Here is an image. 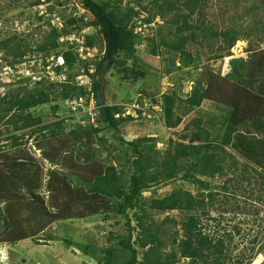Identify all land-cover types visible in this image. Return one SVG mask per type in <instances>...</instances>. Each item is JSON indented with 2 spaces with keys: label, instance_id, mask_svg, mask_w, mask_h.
Instances as JSON below:
<instances>
[{
  "label": "rangeland",
  "instance_id": "rangeland-1",
  "mask_svg": "<svg viewBox=\"0 0 264 264\" xmlns=\"http://www.w3.org/2000/svg\"><path fill=\"white\" fill-rule=\"evenodd\" d=\"M92 1L100 5L113 0ZM114 1L118 3L121 13L130 8L135 9L137 14L131 29L138 38L133 58L128 59L124 65L114 67L99 81L97 98L106 105L122 107L123 117L129 115L132 119L119 126L118 134L106 130L100 133L105 144L96 149L98 157L103 161L102 167L112 165L120 172L126 157L131 156V152L119 138L126 142L151 139L153 142L149 143L155 146L158 163L166 155L173 154L181 136L190 138L198 133L201 141L194 144L196 147L205 144L203 139H207L212 147L220 144L226 131L225 120L231 109L210 101H204L198 108H189L182 100L187 98L197 82L205 87L209 75L222 76L221 67L225 58L233 56L248 60L251 52L264 49V0H207L200 12L188 21L192 26L202 23L198 30L193 31L195 36L190 39L191 31L183 33L188 37L182 48L186 56L160 44L162 40L167 44L176 43L175 37L168 35L169 31H175L171 25L173 14L159 17L152 0H140L141 7L137 5L139 0ZM70 18L77 21L82 18L80 30L73 31L74 26L66 24ZM146 20H150V23L146 24ZM87 21L88 15L81 8L79 0H0V42L13 39L17 46L28 48L23 62L15 67H9L8 63L13 59L0 52V97L13 95L21 88H38L35 83L40 78L56 82L64 81L72 74L76 75L75 84L89 91L91 81L82 72L84 64L77 63L71 71L64 68L65 74L56 76L53 69L60 65L58 60L52 62L51 55L45 67L42 55L32 53V49L43 41L52 27L60 30L63 27L62 32L66 33V37L61 40L63 43L68 40L84 45L86 38L92 40V48L81 46L77 52L82 50L80 56L85 55L89 62L94 63L103 53L104 42L97 29L87 26ZM223 31L240 34L239 41L228 52L223 39L218 35L216 37V33ZM164 96L172 97V122L180 120L177 128L169 129L165 126L162 108ZM91 97L93 98L92 95L90 99ZM84 101L85 98L73 97L71 101L34 108L30 114L33 118L41 117L45 124L63 122L66 132L74 130L78 124L103 128L102 124L96 122L99 115L94 119L90 115L98 113L99 108L95 105L92 108L90 103L86 107ZM94 101L96 102L95 99ZM55 106L58 109L54 113ZM250 135L243 131L232 135L231 145L222 148V151L214 148L202 150L223 159V175L213 178L193 175L195 179L209 183L217 193L213 209L210 210V216L216 222L206 219L202 221L203 225H207L208 232L217 236L230 233L231 258L253 257L249 260L250 264H261L264 260V139L258 141ZM12 137L20 140V148L12 147ZM50 142L40 133L30 136L29 130L0 136V190L7 189V192H12L13 197L31 200L29 188H35L32 192L36 195L34 206H41L42 203L47 206L50 196L49 174L67 173L64 166H51L42 158L40 149L54 144V140ZM184 144L188 145V142ZM191 160L188 158L178 163L182 172L172 180L144 190L141 202L149 203L152 199L167 197L177 191L189 192L195 198L196 193L201 192L197 188L199 185L185 179L187 171L183 169V165H189ZM244 165L249 166L246 167L250 170H256V173L247 170ZM156 170L154 166L151 169L153 172ZM123 172V177L127 178L130 174L129 166ZM83 173L90 174V170H84ZM14 175H19L26 182L18 184L13 179ZM57 185L55 183V187ZM4 192L6 191H0V197ZM80 204L85 205L86 202L81 201ZM6 205L7 201L0 199V208ZM80 210V205L73 207L68 212H74L73 217L47 226L43 233L35 234L33 240L19 241L14 245L0 242V264H101L108 256V249L115 251L113 255L116 264L126 262L129 253L118 245V241L127 237L124 218L113 215L110 205L104 206L102 213L85 219L76 217ZM134 213L150 214V220L161 224L160 230L169 238L180 231L179 224L185 217L179 211L149 212L141 206L136 211L127 212L130 218ZM166 218L173 220L176 226L164 224ZM131 225L133 227L136 223L132 222ZM234 227L239 230L238 234ZM180 235L181 232L178 236ZM135 237L136 232L133 233V240ZM165 251H169V246ZM142 253L138 249V261L142 260ZM258 253H262L260 259L256 258ZM178 264H187V261L180 259Z\"/></svg>",
  "mask_w": 264,
  "mask_h": 264
},
{
  "label": "trees",
  "instance_id": "trees-1",
  "mask_svg": "<svg viewBox=\"0 0 264 264\" xmlns=\"http://www.w3.org/2000/svg\"><path fill=\"white\" fill-rule=\"evenodd\" d=\"M206 1L152 0L159 17L162 18L164 14H173L174 17L171 25L175 31H169L168 35L174 36L176 43L167 44L162 40L160 44L186 56L182 48L188 37L183 33L191 31L190 39L195 36L193 31L198 30L202 23L192 26L188 21L200 12ZM79 4L88 15L87 26L97 29L104 42L103 53L98 60L91 63L92 61L81 60L79 57L78 47L92 48L93 43L89 38L85 39L84 45H80L79 42L71 43L68 40L65 43L61 42L64 36L66 37V33L62 32L63 27H60L61 30L52 27L43 37V41L32 49V53L42 55L45 67L51 55L52 62L62 58L63 65H56L53 69L56 76L65 74L64 68L66 71H71L77 63L84 64L82 72L91 81L90 90L78 87L74 82L76 75L72 74L64 81L50 82L40 78L35 83L38 88L24 90L21 88L13 95L0 97V136L21 130H29L30 136L43 134L49 142L54 140V144L47 145L46 149L44 147L40 149L42 158L51 166H64V170L67 171L66 174L61 172L49 174L50 196L47 206L43 203L41 206H34L33 200L36 199V195L32 192L35 188H29L31 200H24L25 197H13L12 192H7V189L0 190L6 191L2 193L0 199L7 201V205L0 208V242L14 245L19 241L33 240L35 234L43 233L47 226L73 217L74 212H68L77 205L82 209L77 212L78 219L98 215L103 212L104 206L110 205L112 214L123 217L125 221L127 237L118 241L119 247L129 253L127 261L123 264H178L180 259L187 261V264H250L249 260L253 257L231 258L230 233L217 236L209 233L207 225H203V219L216 222V219L210 216V210L213 209L217 193L209 183L195 179L193 174L206 178L223 175V159L202 150L214 148L222 151V148L231 145L232 135L240 131L264 139V49L251 52L248 60L232 56L222 76L209 75L205 87L197 82L187 98L182 100V103L189 108H198L204 101H210L231 109L225 120L226 131L220 144L212 147L207 139H203L205 144L196 147L194 144L201 141L198 133L190 138L181 136L173 154L166 155L163 161L158 163L155 146L149 143L153 142L151 139L142 138L136 142H126L123 138H119L131 152V156L126 157L123 162V169L129 166L130 170V174L125 178L123 169L118 172L112 165L102 167L103 161L98 157L96 148L100 145L104 147L105 144L100 133L106 130L118 134L119 126L132 119L128 117L129 115L123 117L122 107L106 105L97 96L99 81L114 67L124 65L136 53L138 35L133 33L131 24L137 13L133 8L121 13L118 3L114 0L100 5L92 0H79ZM137 5L141 7L140 0ZM82 21V18L79 21L70 18L66 24L74 26L73 31H78L79 23ZM145 23L149 24L150 20H146ZM217 35L223 39L227 52L239 41L238 36H240L235 31H223L220 34L216 33V37ZM27 50L28 48L22 49L20 45L17 46L13 39L0 42V52L13 59L8 63L9 67L22 63ZM90 95L99 107V117L96 122L102 124L103 128L92 125L83 127L78 124L74 130L66 132L62 126L63 122L45 124L41 117L33 118L30 114L34 108L60 101H71L73 97L85 98L86 105ZM163 101L165 126L169 129L177 128L180 120L176 119L172 122V97L164 96ZM57 109L56 106L53 107V112L55 113ZM40 125L43 126L39 127ZM12 139L14 141L12 147L22 146L17 137ZM186 141L188 145L184 144ZM188 158L192 160L189 165H183V169L187 171L184 178L199 185L197 188L201 192H197L195 198L189 192L177 191L167 197L152 199L149 203L141 202V193L144 190L172 180L182 172L178 163ZM153 166L157 169L155 172L151 171ZM247 167V170L256 173V170ZM84 170H90V174L83 173ZM13 179L17 180L18 184L25 181L19 175H14ZM54 182L58 187H55ZM81 201H85L86 204H80ZM140 206L145 207L149 212L179 211L185 214L184 220L179 224L180 231H176L169 238L160 230L161 224H155L150 220V214L134 213L130 218L127 212L136 211ZM132 222L136 223L133 227ZM167 223L176 226L173 220L166 218L164 224ZM234 230L239 233L236 227ZM134 232L136 237L133 240ZM179 232H181L180 237ZM167 246L169 251H165ZM138 249L143 252L141 261H138ZM106 254L108 256L101 264H116L113 255L115 251L108 249ZM261 254L258 253L256 258L260 259ZM261 264H264V260Z\"/></svg>",
  "mask_w": 264,
  "mask_h": 264
},
{
  "label": "built area",
  "instance_id": "built-area-1",
  "mask_svg": "<svg viewBox=\"0 0 264 264\" xmlns=\"http://www.w3.org/2000/svg\"><path fill=\"white\" fill-rule=\"evenodd\" d=\"M82 52V50L80 51V53ZM80 53H79V56H80ZM81 58H82V60H85L86 59V57H85V55L83 56H80ZM230 58L231 57H227V58H225V61L223 62V65H222V67H221V74L223 75L225 72H226V70H227V67H228V64H229V60H230ZM95 101H94V99L91 97V99H90V106L92 107L93 105H95L97 108H99L95 103H94ZM92 108H94V107H92ZM90 109V112H92V110L93 109ZM97 114L99 115V110H98V113L97 112H94V113H91L90 115H91V119H94L96 116H97Z\"/></svg>",
  "mask_w": 264,
  "mask_h": 264
},
{
  "label": "clouds",
  "instance_id": "clouds-1",
  "mask_svg": "<svg viewBox=\"0 0 264 264\" xmlns=\"http://www.w3.org/2000/svg\"><path fill=\"white\" fill-rule=\"evenodd\" d=\"M82 47H83V46H82ZM82 47L80 46L79 49H81ZM57 60H58V63L60 64L59 66H62V65H63V60H62V58H58ZM85 60H88V59L86 58Z\"/></svg>",
  "mask_w": 264,
  "mask_h": 264
},
{
  "label": "bare ground",
  "instance_id": "bare-ground-1",
  "mask_svg": "<svg viewBox=\"0 0 264 264\" xmlns=\"http://www.w3.org/2000/svg\"><path fill=\"white\" fill-rule=\"evenodd\" d=\"M89 102H90V99H89V101L87 102V104L85 105V101H84V106H88L89 105Z\"/></svg>",
  "mask_w": 264,
  "mask_h": 264
},
{
  "label": "crops",
  "instance_id": "crops-1",
  "mask_svg": "<svg viewBox=\"0 0 264 264\" xmlns=\"http://www.w3.org/2000/svg\"><path fill=\"white\" fill-rule=\"evenodd\" d=\"M258 141L261 139V141L263 140L262 138H259L257 136H254Z\"/></svg>",
  "mask_w": 264,
  "mask_h": 264
}]
</instances>
